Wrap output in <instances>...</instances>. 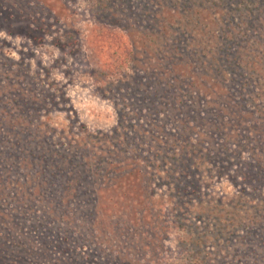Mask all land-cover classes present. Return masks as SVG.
Wrapping results in <instances>:
<instances>
[{"label": "trees", "instance_id": "trees-1", "mask_svg": "<svg viewBox=\"0 0 264 264\" xmlns=\"http://www.w3.org/2000/svg\"><path fill=\"white\" fill-rule=\"evenodd\" d=\"M72 1L0 0V33L4 34H0V46L12 36L36 43L38 37L45 38L53 28L58 33L51 44L66 48L69 38L79 35L74 28ZM90 1L96 9L92 12L94 25L102 30L86 40L97 55L95 73L102 74L101 80L117 74L127 77L126 68L137 57L138 41L150 35L146 30L154 27L163 39L152 46L148 60L143 61L146 69L142 67L140 71H149L147 83L157 73L164 91H145L142 98L146 104L122 101L116 107V125L108 132L81 137L83 144L74 147V152L49 148L60 157L64 152L70 155L64 156L61 164L53 153L50 154L58 160L44 158L55 161L54 167L60 166L66 172L59 170L42 183L63 175L69 192L63 198L70 195L77 203H96L101 194L124 203H166L167 190L169 203H191L196 190L210 203H225L221 189L202 182L206 177L198 168V160L206 157L211 172L218 171L216 178H226L237 186L231 199L251 203L242 213H233V219L238 226L244 222L251 225L256 242L249 244L242 229L228 235L221 231L217 238L230 236L232 240L242 236L240 244L253 247L247 256L256 258V264H264V208L258 205L264 203V0H224V4L212 2L204 6L196 0H178L179 4L172 3L166 11L161 0H139L134 6L132 0H127L132 7L127 10L129 26L123 37L108 30L113 20H120L119 13L106 10L104 0ZM7 61L11 67L21 62ZM30 68L29 63L27 70ZM120 78L112 82L109 79L112 90L116 81L121 83ZM122 90L115 91L114 96H123ZM53 95L45 91L35 98L53 101ZM19 118L21 115L15 116ZM157 124L161 129L155 135L163 132L170 136L148 142L146 136ZM77 151L82 153L77 156ZM155 159L159 165L154 164ZM98 182H102L101 186H91ZM159 192L163 195L158 196ZM22 211L21 203L15 209L0 207V264H107L117 259L115 264H134L120 253H112L107 243L97 239L91 242L102 244L105 258L97 259V250L87 251L86 247L79 251L72 247L65 255H54V249H64L61 244L68 242L67 238L55 237L48 221L39 220V215L31 225L39 229V234H30L27 222L20 217ZM248 215L251 217L245 220ZM137 216L143 223V213L136 212L134 219L126 218L128 235ZM172 224L175 220L168 215L169 230ZM156 228L159 229L157 225ZM157 236L151 241L153 246ZM184 262L189 264L188 260ZM242 263L246 262L239 264ZM206 264L210 262L206 260Z\"/></svg>", "mask_w": 264, "mask_h": 264}, {"label": "rangeland", "instance_id": "rangeland-1", "mask_svg": "<svg viewBox=\"0 0 264 264\" xmlns=\"http://www.w3.org/2000/svg\"><path fill=\"white\" fill-rule=\"evenodd\" d=\"M157 1L159 0H154L155 3ZM161 1L163 11L169 9L172 3H180L178 0ZM196 1L202 3L201 6L212 2L224 4V0ZM104 3L106 10L117 12L120 17V20H113L108 30L123 37L129 26L126 16L132 5L127 0H104ZM137 3L139 0H132L133 6ZM91 4L90 0L71 2L73 18L76 21L74 28L79 31V35L69 38L70 45L64 49L51 44L56 39L54 35L58 33L53 28L45 38L38 37L36 43L6 35L8 40L0 46V207L15 209L17 203H21L23 211L20 217L27 222V230L32 235L39 234V229L31 226L37 221L36 215L41 217L39 220H47L48 227L57 235L55 237L67 238L68 241H62L61 246L64 249H54V255H65L72 247L78 251L86 247L87 251L97 250V259H100L105 252L102 244L93 245L91 242L97 239L103 244L107 243L113 250L112 253H120L134 264H183L186 260L189 264H206V260L210 264L214 261L217 264H256V258L247 256L253 247L239 242L243 236L251 241L249 244H255L251 225L244 222V225L238 226L233 219V213H242L251 207V203H238L237 199H231L237 186L230 184L226 178H216L218 171L211 172L212 168H208L210 164L206 162V157L198 160V168L206 177L202 182L207 181L210 188L221 189L225 203H210L208 201L211 200L203 198L197 190L191 195V203H169V190L165 191L166 203H124L118 199H106L109 194L106 197L98 195L96 203H86V200L77 203L76 199H70V195L67 199L63 198L69 193L65 188L63 175L56 176L52 182L42 183L59 170L66 172L60 166L54 167L55 161L44 158L58 160L59 157L61 164L63 157L70 155L69 152H64L60 157L59 154L49 151V148H67L74 152V147L83 144L80 143L81 137L108 132L116 125V107L122 101L146 104V100L142 98L145 91L152 94L153 91H164L161 86L163 82L157 73L147 83L146 76L150 75L149 71L144 74L140 71L142 67L146 69L143 61L148 60V52L152 46H156L163 39L159 30L154 27L147 30L144 28L150 34L147 36L149 38H143V42L141 39L138 41L137 57L126 68L127 77L117 74L101 80L102 74L95 73L98 69L97 55L86 40L94 32L99 33L102 30L94 25L92 12L96 9ZM115 8H119V11ZM35 9L47 14L46 10L38 7ZM66 32L67 29L64 33ZM21 53L23 56H20ZM6 58L21 62L11 67ZM29 63L31 68L27 70ZM118 77L121 83L116 81L115 90H112L109 79L112 82ZM124 84L127 85L126 90ZM117 85L120 87L116 88ZM121 88L123 90L119 92L123 96H114L115 91ZM45 91L54 94L53 101H40L35 98V95ZM117 98L119 101H116ZM16 115H21V118L16 120ZM151 128L152 131L146 136L148 142L155 141L160 136V140L170 136L163 132L155 135L161 129L158 124ZM162 143L164 142L160 144ZM81 153L77 151L76 155ZM159 163L155 159L154 164ZM98 171L103 173L102 169ZM106 180L104 178V182ZM101 183L91 186L99 187ZM161 194L163 195L159 192L158 196ZM262 194L264 196V191ZM258 205L264 208V203ZM136 212L138 215L143 213V223L137 216V220L131 225V236L127 234L126 218L134 219ZM168 215L175 220L170 230L166 226ZM250 217L246 216L245 220ZM23 228L24 226L22 230ZM241 229L245 235L232 240L230 236L217 238L221 231L228 235ZM156 234V246H153L151 241ZM116 262L118 259L108 261L107 264Z\"/></svg>", "mask_w": 264, "mask_h": 264}]
</instances>
